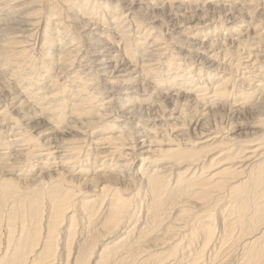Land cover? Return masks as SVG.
Returning <instances> with one entry per match:
<instances>
[{
	"label": "bare ground",
	"instance_id": "obj_1",
	"mask_svg": "<svg viewBox=\"0 0 264 264\" xmlns=\"http://www.w3.org/2000/svg\"><path fill=\"white\" fill-rule=\"evenodd\" d=\"M254 1L263 11L259 0H60L59 4L52 0L45 8L39 5L43 0H0V72L9 70L12 88L10 92L4 85L11 96L2 100V94L0 99V264H264V205L256 204L254 198L264 178V155L258 156V148H247L264 138V133L246 141L225 137L226 146L215 132L217 127L206 132L199 129L211 105L204 103L201 111H195L198 98L189 109L195 119L186 126L184 118L190 116L177 101L182 93L178 85L186 82L187 87L190 76L203 68L201 62L197 67L190 62L183 67L175 56H167L173 50L171 39L179 45L186 43L187 36L194 37L186 43L191 48L184 55L178 49L177 58L188 62L195 57H188L191 54L202 53L204 60L214 64L213 69L203 64L213 94L210 104L215 98L225 99L232 84L224 72L233 66L251 70L253 75H247L252 84L240 88V100L230 104L237 107L232 113L239 114L246 102H253L255 94L264 90V59L258 65L257 52L254 59L248 54L241 63L240 50L246 44L239 33L250 29V20L243 16L252 19L249 6ZM193 6L202 11L198 20L187 14ZM207 6L222 7L224 16L237 14L235 19L240 20L223 21V15L209 12ZM166 9L164 18L161 12ZM44 11H51L53 18L50 13L44 18ZM253 21L256 36L262 20ZM217 22L225 24L227 36L233 32L240 36L233 38L238 49L231 55L239 57L236 62L229 58L220 63L218 55H212L217 47L225 50L228 44L224 35L213 38ZM260 35L257 38L263 43ZM37 38L42 42L33 55L32 43H26ZM162 58L165 63L160 62ZM19 59L29 62L27 70H16ZM254 62L260 68L256 73ZM219 64L225 75L217 72ZM69 65L71 69L65 70ZM178 66L182 69L174 75L172 69ZM43 74L53 77L46 92H40L44 84L37 85V77ZM152 82L163 84L159 85L163 89L165 84L168 93L166 89L165 94L158 93L157 85L152 89ZM202 90L204 86L197 87V97H204ZM97 94L108 99L99 100ZM163 101H173L179 110L149 113ZM94 105L95 113L91 112ZM188 129L199 130L182 143ZM58 144L71 145L75 156L85 151L84 160H73V166L65 163L73 156H66L61 150L65 146ZM217 147L225 150L224 159L212 157ZM35 152L44 162L33 163L31 171L28 166L29 170L23 169ZM247 153L253 155L246 157ZM133 160L138 165L132 169ZM239 162L242 165L236 169ZM84 185L91 190L83 191ZM74 196L82 197L75 201ZM237 241L242 242V252L233 261Z\"/></svg>",
	"mask_w": 264,
	"mask_h": 264
},
{
	"label": "rangeland",
	"instance_id": "obj_2",
	"mask_svg": "<svg viewBox=\"0 0 264 264\" xmlns=\"http://www.w3.org/2000/svg\"><path fill=\"white\" fill-rule=\"evenodd\" d=\"M53 1H56V3L57 4H59V1L58 0H53ZM70 1V0H69ZM43 2L44 3H39V5H42V7L43 8H45L46 6H48L49 5V3L48 2H52V0H50V1H46V0H43ZM255 2V1H254ZM254 2H252V3H254ZM259 2L260 3H262V4H264V0H259ZM251 3V5L249 6L250 8H253V9H250L252 12H251V15L254 17V18H260V20H262V21H260V25H261V29L259 28V33L260 34H263V36L262 35H260V37L261 38H264V33H261V32H263V31H261V30H264V10L262 11V9L263 8H260V5H258L257 6V2H255V4H252ZM160 4V3H159ZM60 6V5H59ZM254 6H256L255 8H254ZM216 7V6H215ZM215 7L214 6H212V7H209V6H207L206 8H209L210 10H208L209 12H214V13H218V15L221 17L222 15V18H224L223 19V21L224 20H226V21H231V19H232V21H239L240 19H235V18H238L237 16V14L234 16V18H232L233 16L231 15V14H228L230 17H228V16H224L225 15V10H223V8L222 7H220V9L222 10V11H220V9H217L218 7H216V9H215ZM212 8V9H211ZM214 8V9H213ZM206 10V11H207ZM256 10V11H255ZM259 10V11H258ZM161 11V10H160ZM249 11V10H248ZM257 11H258V13H257ZM46 11H44L43 13H44V18H46L47 16H49L50 14V18H53L52 17V13H51V11H49V13L47 12V13H45ZM65 12V10H63V13ZM201 9L199 10L198 8H194V6H193V9H192V11H189L187 14H189L190 16H192L191 17V19H196V20H198V19H200L201 18ZM220 12V13H219ZM250 12V11H249ZM262 12V13H261ZM165 13V14H164ZM167 9L164 11V10H162V12H161V15H163V17L164 18H167ZM199 13V14H198ZM259 14H261V15H259ZM160 15V14H159ZM249 16V15H248ZM245 19H248V21L250 20V24H249V26H250V29H248V31H247V29L246 28H243V30H241V32L239 33L240 34V36L242 37V41L246 44L245 45V47L246 48H243L242 50H240L241 52L240 53H242L241 54V63H244V60L247 58V56L249 57V55L248 54H251L252 56H250V59L252 60V58L254 59V53H257L258 52V56H259V58H255V60H257L258 61V65H260L261 64V60H263L264 59V57H260L261 55H263V53H264V42L263 43H261V41H259L258 40V35H259V33H258V35H256L255 36V34H257V32L258 31H256V30H254L253 28H252V26H253V20H254V18L252 17V19H251V17H248V18H246L245 16H243ZM250 18V19H249ZM263 18V19H262ZM228 19V20H227ZM253 22H252V21ZM256 20H258V19H256ZM255 20V21H256ZM220 23V24H219ZM217 22V24H218V26L221 28H217V30H215L213 33V38H215L216 36V38H223V35L225 36V38H228L227 40V43L229 44L230 42H231V45L229 44V46H228V44H227V49H219L218 47H217V45H214V47L216 48L217 47V52L215 53L214 51H213V53H212V55L213 54H216V55H218L217 56V59H218V62H220L221 63V61H225V62H228L229 61V58H230V60H232L233 58L234 59H238L239 57H236L235 58V55H231V53H233V50L234 49H236L237 47H236V41L235 40H233V38L235 37V36H237L236 34H234L235 32H233V33H231L232 34V36H227V34H228V32L226 31V30H224V28H225V24L224 23H222V22ZM246 23H247V21H246ZM41 25H43L42 24V22H41ZM249 26H248V28H249ZM247 27V26H246ZM252 29V30H251ZM141 30H143V29H141ZM224 30V31H223ZM247 31V32H246ZM253 31V32H252ZM140 32H142V31H140ZM225 32V33H224ZM256 32V33H255ZM246 33V34H245ZM255 33V34H254ZM254 35V36H253ZM240 36H237V37H240ZM42 37V36H41ZM188 37V39L187 40H185L186 41V43L188 44L190 41H189V38H190V40L191 41H193V39H194V37L193 36H191V35H189V36H187ZM203 38H205L204 36H202ZM211 37H212V35H211ZM259 37V38H260ZM208 38V37H207ZM231 40H230V39ZM33 42H28V43H26V44H31L32 43V46H30V47H32V54L33 55H37L36 53H38L39 52V48L38 47H40V44H41V42H42V39H40L39 41L40 42H38V38H37V41L35 42L34 40H32ZM230 41V42H229ZM235 41V42H234ZM34 42H35V44H34ZM65 42H66V40H65ZM65 42H63V44L65 43ZM171 42L172 43H170V44H172V45H170L169 44V46H173V50H168L167 52V56L168 57H171L172 55H173V57L175 56V59H176V61H177V63L178 62H180L179 64H182V65H180V66H186L185 64H187V63H192V65L193 66H198L197 64L198 63H200L201 62V64L203 65V64H207V65H210L211 64V62H209L207 59H205L204 60V55H202V53H200L201 54V56H199V54H197V53H194V54H191L190 56H188V57H193L194 55H195V57H193V60H189L188 62H187V58H185V60L182 58V57H180L179 59L177 58V57H179L181 54L182 55H184V51H186L188 48L190 49L191 47H190V45H188L187 46V44L186 43H180L179 45H177V42H175V40L173 39H171ZM232 42H234L235 43V46L233 45L234 43H232ZM207 44H208V39H207V42H206ZM258 43L259 44H261L262 46L261 47H259L258 48ZM174 44V45H173ZM206 44V46H208ZM186 46V47H185ZM234 48H233V47ZM256 46H257V48H258V50L256 51L255 50V48H256ZM166 47V46H165ZM178 47H180V48H178ZM236 47V48H235ZM175 48V49H174ZM176 48H177V50H176ZM262 48H263V50H262ZM178 49H179V53H180V55L179 54H177V52H178ZM185 49V50H184ZM232 49V51L230 52V50ZM238 49V48H237ZM222 50V51H221ZM171 51H173V52H171L172 54H169ZM227 51V52H226ZM235 51V50H234ZM243 51V52H242ZM263 52L262 54H261V52ZM35 52V53H34ZM224 52V53H223ZM229 52V53H228ZM248 52V53H247ZM224 55H223V54ZM245 53H247V55L245 54ZM220 54V55H219ZM228 54H230L231 56H228L227 57V55ZM260 54V55H259ZM177 55V56H176ZM181 55V56H182ZM197 55V56H196ZM166 56V59L168 58ZM38 57V56H37ZM92 57V56H91ZM198 58V61H197V58ZM224 57L226 58V59H224ZM232 57V58H231ZM252 57V58H251ZM203 58V59H202ZM223 59V60H221V59ZM261 58V59H260ZM196 59V60H195ZM237 59L235 60V62L237 61ZM20 60V59H19ZM202 60V61H201ZM220 60V61H219ZM161 61H164V63L166 62V60H165V58H162L161 60H160V62ZM184 61V62H183ZM155 62H158V61H155ZM159 62V63H160ZM198 62V63H197ZM205 62V63H204ZM208 62V63H207ZM210 63V64H209ZM256 65H255V64ZM253 63V65H254V68L252 69V70H256L255 71V73L257 72V69H260L259 67H258V65H257V62H254ZM264 63V62H263ZM28 64V65H27ZM77 64L78 63H74V65L78 68V66H77ZM201 64H199V66H201L203 69L202 70H200L199 68L198 69H196V73H197V75H199L198 77L196 76V73H193L190 77L192 78V82L189 80L188 82L190 83H188L187 84V87H185L186 86V82H184L183 83V88H184V90H185V88H186V90L187 89H190L191 90V88H189V86L191 85L192 86V89H193V91H194V93H193V91L191 90V92H190V90H188L187 92H186V90H185V92H184V90H183V88L180 86V85H178V87L180 88V90H182V93H180L179 94V96H178V98L179 99H177V101L181 104H183V105H185L183 108H185V112H188L189 111V109H190V107H193L194 106V103H193V101H195L197 98L199 99H197L198 101L196 102L197 103V106L198 107H196L197 108V110H195V111H198V109H199V111H201L202 109V107H204L203 106V104L205 103V105L206 106H208V105H211V107H207V114H206V117L204 116V119H203V124L201 125V127L199 128L200 130H203L204 132H206V131H209V129H208V127H214L213 128V130H215V127H217V131L215 130V132H217L216 134L217 135H219L220 137H221V139H223L224 140V142L225 141H227L228 140V138L230 139L231 137H233V139H236V140H240V141H246V140H251V139H254L255 137L256 138H258L259 136H261V134H263L264 133V125H263V122H264V90L262 89L260 92H258L257 94H259V96H260V98L258 97V95L257 94H255V98L253 97V99H251V101H255L256 103H257V105H256V103L254 102H246L245 104H247V105H244L243 107H242V110L240 111V113L239 114H234V113H232L233 112V110L234 109H236L237 107H235V106H231L230 104H233L232 102H234V100H236V99H238V100H240V98H238L237 97V95L239 94V92H241V90L243 89V90H245L246 88H249L250 87V85L252 84L251 82H250V80H249V77H248V75H251L252 73L249 71V69H241L240 67H236V66H233V68L232 69H229V70H227L228 72H224V68H220L221 67V64H219V66H218V70L217 69H215V70H217V72H219L220 74L219 75H222L221 73H225L227 76H231V82H232V84H229V86L227 87L228 88V93H227V95L226 96H224L223 98H225V99H220V98H215L214 100H213V104H210L208 101H210L209 99H211L210 98V93H211V96L213 95L212 94V91L211 90H209V87H211V83H210V81L209 82H207L208 81V79L206 80V77H205V75H204V73H205V68H204V65L202 66ZM15 65V64H14ZM19 65V67L20 68H17L16 70H18V69H21L22 67H23V69H25V70H27L26 68L27 67H29V62H27V63H25V62H23L22 61V63H21V60L20 61H18V63H17V65H15V66H18ZM21 65V66H20ZM23 65V66H22ZM74 65H72L71 64V66H72V68H75V66ZM158 65V64H157ZM211 67V69H213V67L212 66H214V64L213 65H210ZM258 68H257V67ZM77 68H75V69H77ZM243 68V67H242ZM256 68V69H255ZM68 69H71L70 68V65L65 69V70H68ZM74 69V70H75ZM161 69L163 70V72H167V70H165L164 69V67L162 66L161 67ZM179 69V70H178ZM178 69H172V71L174 72V75L175 74H177V72L179 73L180 72V70L182 69V67H179L178 66ZM223 69V70H222ZM262 69V68H261ZM15 69L13 70V71H16ZM56 70H57V67L54 69V71H53V73H54V75H53V73H52V76L53 77H55V75H56ZM221 72H220V71ZM234 70V71H233ZM242 70H244V71H246V72H243ZM263 70V69H262ZM1 71V70H0ZM71 71V70H70ZM172 71H170V72H172ZM197 71H199V72H197ZM201 71V72H200ZM12 72V71H11ZM232 74H231V73ZM234 72V73H233ZM236 72V73H235ZM9 75H8V74ZM40 73H42V71L40 72ZM223 73V74H224ZM263 73H264V70H263ZM1 74H3L2 76H1ZM6 74V75H5ZM224 74V75H225ZM248 74V75H247ZM204 75V76H203ZM236 75V76H235ZM253 75V74H252ZM11 75H10V72H9V70H7V69H2V72H0V91H1V89L3 88V90H4V88L5 87H9V85L8 84H10V83H8V82H10V77ZM45 76V77H44ZM193 76H194V78H193ZM242 76H244V79L245 80H243V81H239L241 78H242ZM46 77H48V76H46V74H43V75H41V76H39V78L37 77V79H38V82H37V85L38 86H42L43 84H44V87L45 88H43L42 89V91H40V92H46V90H47V85H48V83H49V81L50 80H53V77H49V78H46ZM180 75H178V78L180 79ZM185 77V76H184ZM203 77V78H202ZM43 78V79H42ZM56 79V78H55ZM194 79H196L197 81H200V82H197V81H195ZM3 80V81H2ZM7 80H9V81H7ZM41 80H42V83H41ZM47 80V81H46ZM182 80V79H181ZM45 81V82H44ZM183 81H187V79H183ZM248 81V82H247ZM263 81V80H262ZM40 82V83H39ZM236 82V83H235ZM1 83L3 84V85H1ZM5 83V84H4ZM150 83V82H149ZM154 83H156L155 81H154ZM199 83V86L197 85ZM203 83H205V84H207L206 85V88H207V92L205 91L206 90V88H205V84H203ZM238 83H242V84H238ZM250 83V84H249ZM151 84H153V82L151 83ZM194 84V85H193ZM244 84V85H243ZM5 85V87H3ZM156 85H157V90L155 89V87H156ZM153 84V86H154V88H152V86H151V88L152 89H154V90H156L158 93H168V89L167 88H165V87H167L165 84H164V89L163 88H161V87H163L162 85L163 84ZM161 87H160V86ZM245 85H246V87H245ZM190 86V87H191ZM196 86V87H195ZM203 86H204V90H202L203 92H200V94H201V96H202V93H203V96L204 97H197V94H199L198 92H197V87L199 88L200 87V89H203ZM160 87V88H159ZM10 88V92H11V87H9ZM150 88V89H151ZM240 88H242V89H240ZM245 88V89H244ZM8 89V88H7ZM6 88H5V90L3 91H1L0 93H1V97H0V99L2 98V94H3V98H2V100L3 99H7L6 97H8L9 98V95L10 94H8L9 92H7L8 90H7ZM167 91H166V90ZM7 90V91H6ZM164 91V92H163ZM166 91V92H165ZM205 91V92H204ZM263 91V92H262ZM4 92H6V93H4ZM181 92V91H180ZM196 92V93H195ZM157 93V94H158ZM193 93V94H192ZM33 94L34 95H36V91H34L33 92ZM183 94V95H182ZM188 94V95H187ZM194 94H196V98H195V96H194ZM207 94V95H206ZM263 94V95H262ZM8 95V96H7ZM64 95H66V93H64ZM181 95V96H180ZM192 95V96H191ZM209 95V96H208ZM11 96V95H10ZM61 96V95H60ZM207 96V97H206ZM261 96H262V98H261ZM97 97L99 98V95L97 94ZM101 98H104V99H108V96H101L100 98H99V100L101 99ZM258 98H259V100H258ZM31 99H32V101H31ZM30 99V101L31 102H34V98H31ZM206 99V100H205ZM218 99H220V100H218ZM8 100V99H7ZM10 101V100H9ZM174 101H176V100H174ZM176 101V102H177ZM181 101V102H180ZM188 101H190V102H188ZM167 101H163L162 102V106L160 107V106H157L158 108L156 109V111H155V108L152 110V109H150L151 111H149V113H152V115L154 116H156L157 114H163V113H169V112H173V111H175V109L176 110H179L176 106H173L172 104H173V101H169L168 103H166ZM177 102V103H178ZM239 102V101H238ZM178 103V104H179ZM190 103V104H189ZM216 103V104H215ZM252 103L254 104V106H256V107H253V105H252ZM98 106L100 105V101L99 102H97L96 103ZM190 106H189V105ZM218 104V105H217ZM250 104V105H249ZM226 105V106H225ZM250 107H249V106ZM170 106V107H169ZM213 106V107H212ZM252 106V107H251ZM11 107H13V106H11ZM173 107V108H172ZM176 107V108H175ZM201 107V108H200ZM249 107V109H247ZM96 109V105H94V107H92V110H91V112H93V113H95V109ZM173 109V110H171V109ZM252 108V109H251ZM187 109V110H186ZM255 109V110H254ZM145 110V109H144ZM144 110H143V114H146L147 112H146V110H145V112H144ZM251 110V111H250ZM153 111H155V112H153ZM164 111V112H163ZM251 113H250V112ZM253 111V112H252ZM260 112V113H258V112ZM162 112V113H161ZM176 112V111H175ZM154 113V114H153ZM157 113V114H156ZM199 112H197L196 113V115L198 114ZM252 113H254L255 114V116H253L252 115ZM257 114H259L260 116V119H256V118H259L258 116H257ZM151 115V116H152ZM187 115L188 116H190V117H185L184 118V121H183V123L187 126L190 122H193V120L195 119L194 118V115L192 116V112L191 111H189L188 113H187ZM262 115V116H261ZM251 116V117H250ZM256 117V118H255ZM214 118V119H213ZM252 118H255V121H254V119H252ZM111 119H109V121H110ZM258 120H261V123H262V125H261V123L259 122L258 123V125H254L255 124V122H257ZM262 120H263V122H262ZM223 121V122H222ZM247 121H249V122H247ZM254 121V122H253ZM119 122H121V120H118V121H115L114 122V124L116 123H119ZM253 122V123H252ZM188 123V124H187ZM249 124V125H247V124ZM216 124V125H215ZM237 124H243V125H237ZM250 124H252V125H254V126H251ZM4 126H6V123H4ZM220 126H222L221 128L223 129H220ZM207 127V128H206ZM198 129V130H199ZM198 130H196L195 132H197ZM218 130H219V132H218ZM222 130V131H221ZM190 131V132H189ZM258 131V132H257ZM177 132H180L181 133V130L180 129H177L176 130V133ZM188 133H187V135L186 136H184L185 138L184 139H181L180 141L183 143L184 141H187L186 139L187 138H189V136H190V138H193L194 137V131H191L190 129H188V131H187ZM104 133H106V134H110V131L109 130H104ZM189 134V135H188ZM214 135V134H213ZM224 137H223V136ZM220 137H219V139H220ZM225 137H228V138H225ZM216 142V141H215ZM228 142V141H227ZM227 142H225V144L227 143ZM254 143H255V145L253 144V145H251V146H248L247 148L248 149H252V150H257V148H258V151L256 152L257 154H258V156H261V155H264V138H261V139H259L258 138V140H255V141H253ZM70 142H67V144H69ZM156 143V142H155ZM263 143V144H262ZM67 144H58L59 146H65L64 147V149L62 148L61 150H63V152H64V154L66 155H68V156H73L72 157V159L70 160V159H66L65 161V163H71L72 164V162H73V160L75 161L76 159H78V161H79V163L81 162V161H83L84 159H83V154H85V151H83L82 153L79 151L77 154H76V156L73 154V152H72V150H71V148H69L71 145H67ZM103 144H106V143H103ZM258 144V145H257ZM259 144H260V146H259ZM53 145H56V144H53ZM79 145V144H78ZM164 145V144H163ZM228 145V143L226 144V146ZM22 146H25L26 148H28V147H30V145H25L24 143H22ZM22 146H20V147H22ZM164 146H166V145H164ZM163 146V147H164ZM24 147V148H25ZM43 146H41V148H42ZM67 147V148H66ZM126 147H128V145L126 144V146L124 147V148H126ZM91 148V147H90ZM261 148V149H260ZM67 149V150H66ZM70 149V150H69ZM85 149V147H83V149L82 150H84ZM218 149L219 150H221V151H218ZM11 150V147L8 149V151H10ZM57 150H60L59 148H57ZM128 150L129 149H125L124 151L125 152H128ZM212 152H214L213 154H212ZM212 152H211V154H212V157H217V158H222V159H224V153H226L225 152V150H223V149H221L220 147L218 148H216V149H214V150H212ZM72 153V154H71ZM223 153V154H222ZM35 154V156H32V157H30L28 160L29 161H26V163H28V162H30V163H28V164H24V166L25 167H23V169H26L27 168V170H29L30 168H31V166L32 165H34L35 164V162L36 163H39V162H41V161H43V160H45V158L43 157V158H38V157H36V152L34 153ZM70 154V155H69ZM66 155V156H67ZM210 153H208V155L205 157V159H204V162L205 163H207L209 160H207V158L209 157V159H210ZM251 155H253L252 153H247L246 154V157L247 156H251ZM53 156V155H52ZM79 156H81V157H79ZM34 157V158H33ZM37 158V159H36ZM35 159V160H34ZM253 159H255V158H253ZM32 160V161H31ZM54 160V158H52L50 161H53ZM69 161V162H68ZM31 162H32V164H31ZM44 162V161H43ZM226 162V160L224 161L223 160V162L222 163H225ZM249 162H250V160H249ZM34 163V164H33ZM222 163H220L219 165H221ZM242 163V162H241ZM240 162L239 163H235V168L237 169V168H239L238 166H240V165H242ZM45 165V164H44ZM48 164H46V166H47ZM137 165H138V162H137V160H133L132 161V165H131V167H132V169L134 168V167H137ZM29 167V169H28V167ZM71 166H73V164L71 165ZM228 166V165H227ZM224 167V166H223ZM184 168H182V169H180V170H183ZM30 171H31V169H30ZM29 171V172H30ZM98 171H100V170H98ZM208 172H211V168H210V171L208 170ZM206 174H208V173H206ZM210 174V173H209ZM243 178H245V177H243ZM84 187V189L82 188V190L84 191V190H91V187L88 185H84L83 186ZM264 178L261 180V182L258 184V186L255 188L256 189V191H255V200H256V204H261V203H263V205H264ZM263 188V189H262ZM262 190H263V192H262ZM261 191V192H260ZM92 193V192H91ZM91 193L90 192H85L84 193V195H91ZM251 196L253 197V193L251 194ZM261 196V197H260ZM74 197H76V196H74ZM81 197L82 196H78V197H76V199H75V201H78L79 199H81ZM258 197H260V199L258 198ZM259 199V200H258ZM221 201H223L224 202V200H221ZM220 201V202H221ZM258 202V203H257ZM260 202V203H259ZM222 203V202H221ZM219 204V203H218ZM263 205H261V207L263 206ZM222 206H220V208H221ZM220 208H219V206L217 207V209L216 210H220ZM250 211V210H249ZM256 210L254 209V212H255ZM217 212V211H216ZM250 212H252V210L250 211ZM257 212V211H256ZM176 212H174V214H175ZM66 222V221H65ZM65 222L63 221V226H62V228L64 227V226H66V224H65ZM236 231V230H235ZM61 238V236H59V239ZM242 240H244V239H241V241ZM60 241V240H59ZM239 242V241H237V242H235L236 244H237V247L236 246H234L233 248H235V249H237V251L235 252L234 250L235 249H233L232 248V251H234V256H233V261L236 259V257H238V255L239 254H241V252L242 251H240L241 250V246H242V242ZM241 243V244H240ZM235 245V244H234ZM224 251H225V249H224ZM238 253V254H237ZM235 255H237V256H235ZM225 260V257L221 260V263H222V261H224ZM224 264V263H223Z\"/></svg>",
	"mask_w": 264,
	"mask_h": 264
}]
</instances>
